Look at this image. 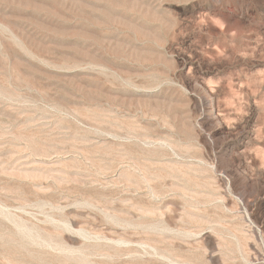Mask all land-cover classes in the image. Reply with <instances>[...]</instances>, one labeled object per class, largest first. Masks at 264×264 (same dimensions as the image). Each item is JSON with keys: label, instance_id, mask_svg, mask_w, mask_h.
Segmentation results:
<instances>
[{"label": "rangeland", "instance_id": "rangeland-1", "mask_svg": "<svg viewBox=\"0 0 264 264\" xmlns=\"http://www.w3.org/2000/svg\"><path fill=\"white\" fill-rule=\"evenodd\" d=\"M0 264H264V0H0Z\"/></svg>", "mask_w": 264, "mask_h": 264}]
</instances>
